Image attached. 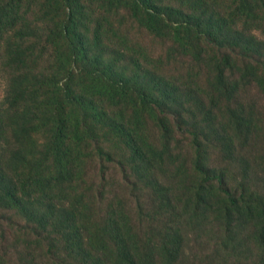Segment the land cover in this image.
<instances>
[{"label":"rangeland","instance_id":"rangeland-1","mask_svg":"<svg viewBox=\"0 0 264 264\" xmlns=\"http://www.w3.org/2000/svg\"><path fill=\"white\" fill-rule=\"evenodd\" d=\"M230 6L228 0H205L209 13L227 19ZM113 25L115 33L109 34L103 50H108L128 75L137 71L138 62L140 75L160 78L155 87L166 88L172 100L164 108L154 104L151 109L127 99L117 106L107 100L99 103L110 120L123 119L130 127L139 113L142 134L151 147H145L150 162L141 171L136 169L123 141L108 126L99 128L94 137L104 152L99 153L92 134L75 155L81 157L78 168L69 182L57 186L54 200L81 211L78 226L87 236L99 235L110 220L115 221L124 231L137 264H264L261 222L247 211V201L264 199V89L245 79L250 72L247 54L241 50L231 53L236 68L227 72L228 88L235 93L229 99L218 79L222 57L216 60L228 50H219L206 39L202 47L205 54L198 60L186 55L171 39L152 36L126 12L114 16ZM251 26L239 23L237 30L251 32L264 43V29ZM5 37H12L10 29L2 45L8 39ZM42 49L40 45L31 54V69L36 75H49L53 54L49 51L43 57ZM222 61L224 64V58ZM252 64L264 75V46L259 62ZM14 77L3 48L2 104L8 105ZM15 82L29 85V92L39 91L43 83H54ZM61 82L65 81L58 84ZM78 83L73 81V85ZM235 84L239 85L237 90L232 88ZM165 98L161 96L160 102ZM7 121L0 124V168L12 171L16 179L24 173H46L42 151L45 130L37 134V141L18 140L16 133L6 128ZM3 130H7L5 134ZM198 150L213 175H225L229 190L244 202L240 208L230 207L218 183L202 188L204 177L195 165ZM18 152L23 155L10 164L11 155ZM31 155L33 162L29 161ZM69 244L58 225L44 231L39 222L27 221L16 210L0 206V264H85Z\"/></svg>","mask_w":264,"mask_h":264},{"label":"trees","instance_id":"trees-1","mask_svg":"<svg viewBox=\"0 0 264 264\" xmlns=\"http://www.w3.org/2000/svg\"><path fill=\"white\" fill-rule=\"evenodd\" d=\"M228 1L229 19L209 13L205 0H0V52L6 50L7 65L16 76L15 85L7 94L8 105L0 103V124L8 119L6 128L16 133L18 140L25 137L37 141V134L45 130L42 151L47 164L46 173H24L19 179L12 171L0 168V206L16 210L27 221L39 222L44 231L58 225L70 243L69 249L82 255L85 264H137L124 231L115 221L110 220L99 235L87 236L78 226L81 211L65 207L62 202L58 205L59 201L53 198L57 186L69 182V176L78 168L81 157L75 155L79 149L82 151L87 139L91 140L92 134L95 147L99 153L104 152L94 135L106 126L123 141L136 169L141 171L150 162L145 147L149 150L151 147L142 134L139 113L136 112L134 127H130L123 119L110 120V114L99 103L107 100L117 106L127 99L137 102L140 108L151 109L154 104L164 108L172 100L166 88L155 87L160 78L140 75L138 62L137 71L128 75L118 61L111 59L110 52L103 50L109 34L115 33L113 17L128 13L149 34L171 39L186 55L198 60L205 54L202 47L206 39L218 45L219 50H228L216 60L224 58V64L219 61L218 79L231 99L235 90L228 88L227 72L236 68L231 55L236 50L247 54L250 72L245 79L264 89V75L252 64L259 62L264 43L251 32L237 30L239 23L264 29V0ZM9 29L12 37H5L8 39L2 45ZM40 45L41 56L49 51L53 54V72L49 75H36L31 69L34 60L30 56ZM30 80L54 83L53 86L43 83L39 91L29 92V85L15 82ZM58 81L65 82L59 85ZM73 81L79 83L73 85ZM238 87L232 86L236 90ZM157 94L166 95L164 101L160 102ZM22 155L23 152L12 154L10 164H16V157ZM104 156L111 160L109 154ZM29 161L33 162V156ZM195 165L204 177L203 189L218 183L231 208L243 205L227 187L225 175L212 174L200 150ZM252 201H247V211L260 220V239L264 244V199Z\"/></svg>","mask_w":264,"mask_h":264}]
</instances>
